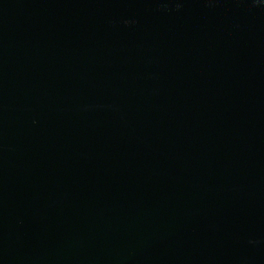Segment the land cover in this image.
I'll return each mask as SVG.
<instances>
[{
  "label": "water",
  "instance_id": "obj_1",
  "mask_svg": "<svg viewBox=\"0 0 264 264\" xmlns=\"http://www.w3.org/2000/svg\"><path fill=\"white\" fill-rule=\"evenodd\" d=\"M0 264H264V0H0Z\"/></svg>",
  "mask_w": 264,
  "mask_h": 264
}]
</instances>
